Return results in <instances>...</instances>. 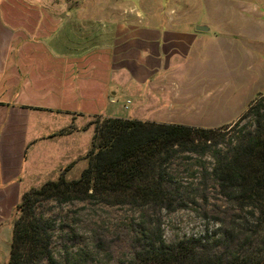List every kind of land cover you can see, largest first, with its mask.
Masks as SVG:
<instances>
[{
    "label": "rangeland",
    "instance_id": "obj_1",
    "mask_svg": "<svg viewBox=\"0 0 264 264\" xmlns=\"http://www.w3.org/2000/svg\"><path fill=\"white\" fill-rule=\"evenodd\" d=\"M67 4L68 9L80 7L83 14L94 13L103 19L110 15L115 23L124 15L131 25L159 23L195 29L196 25L209 22L208 31H197L198 38L187 56L177 57L176 69L165 71L163 105L169 111L170 91L185 87L193 95V105L185 113L174 112L176 119L207 125L216 113L230 120L212 127L216 129L215 144L175 153L166 165L164 176L170 182L168 189L177 196L180 205L174 204L170 209H142L89 199L42 200L36 206V213L42 216L50 232L55 264H120L128 261L133 250L147 241L144 236L150 240L160 236L166 242L203 237L210 248L216 240L246 242L253 220L249 209L228 201L211 169L216 156H221L230 143L253 127L252 115L238 118L249 102L264 95V0H67ZM137 11L146 14V19L135 22ZM170 80L176 85L168 84ZM170 103L176 105L174 101ZM120 105L118 98L114 102L117 114L131 112ZM260 112L264 121V107ZM139 113L138 119L152 121L156 117L160 119L163 112ZM88 126L93 131V126ZM86 143L84 147L89 149L90 144L86 146ZM54 156L58 157L55 153ZM82 160L67 172L69 177L79 175L86 159ZM65 169L60 173L64 175ZM15 216L14 213L13 220ZM10 239V226H0V264H7ZM237 247L240 248L233 246Z\"/></svg>",
    "mask_w": 264,
    "mask_h": 264
},
{
    "label": "crops",
    "instance_id": "obj_2",
    "mask_svg": "<svg viewBox=\"0 0 264 264\" xmlns=\"http://www.w3.org/2000/svg\"><path fill=\"white\" fill-rule=\"evenodd\" d=\"M124 16L103 21L78 6L68 9L67 0H0V226L11 231L18 198L28 188L65 168L64 176L74 178L67 172L84 159L92 127L82 126L91 116L138 119L144 110L162 111L165 117L152 121L203 127L230 120L216 113L207 125L176 119L174 112L193 105L185 87L170 91L169 111L163 105L165 71L176 69L177 57L187 56L209 22L199 30L131 25ZM134 18L141 22L146 14L137 11ZM118 98L129 114L116 113ZM68 125L71 131L55 134Z\"/></svg>",
    "mask_w": 264,
    "mask_h": 264
},
{
    "label": "trees",
    "instance_id": "obj_3",
    "mask_svg": "<svg viewBox=\"0 0 264 264\" xmlns=\"http://www.w3.org/2000/svg\"><path fill=\"white\" fill-rule=\"evenodd\" d=\"M263 107L264 95L246 105L238 119L252 115L253 127L216 156L211 169L228 201L249 209L253 220L246 242L216 240L210 248L203 237L166 242L160 236L152 240L144 236L147 241L120 264H264ZM92 117L86 124L93 126L90 147L84 155L86 165L79 175L68 179L60 173L56 179L21 194L14 209L7 264H55L50 232L36 213L42 200L89 199L109 205L170 209L181 204L168 189L170 182L164 176L170 159L175 153L197 151L216 143V129L212 127L98 114ZM72 128L68 125L55 134ZM232 243L240 248H233Z\"/></svg>",
    "mask_w": 264,
    "mask_h": 264
},
{
    "label": "water",
    "instance_id": "obj_4",
    "mask_svg": "<svg viewBox=\"0 0 264 264\" xmlns=\"http://www.w3.org/2000/svg\"><path fill=\"white\" fill-rule=\"evenodd\" d=\"M195 28L199 30H206L208 27L205 24H200L196 25Z\"/></svg>",
    "mask_w": 264,
    "mask_h": 264
},
{
    "label": "built area",
    "instance_id": "obj_5",
    "mask_svg": "<svg viewBox=\"0 0 264 264\" xmlns=\"http://www.w3.org/2000/svg\"><path fill=\"white\" fill-rule=\"evenodd\" d=\"M126 102H129V100L127 99Z\"/></svg>",
    "mask_w": 264,
    "mask_h": 264
}]
</instances>
